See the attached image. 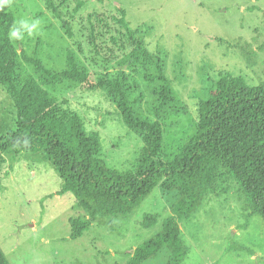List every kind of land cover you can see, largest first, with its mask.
<instances>
[{"label":"rangeland","instance_id":"374dc122","mask_svg":"<svg viewBox=\"0 0 264 264\" xmlns=\"http://www.w3.org/2000/svg\"><path fill=\"white\" fill-rule=\"evenodd\" d=\"M119 10L173 84L174 102L160 112L152 91L131 101L141 115L160 122L163 160L172 159L195 132L200 104L219 73L243 76L252 85L264 80V0H6L0 14L11 15L12 22L0 63V138L16 128L19 111L32 120L45 102H60L84 119L88 132L100 134V157L109 168L135 169L145 143L99 83L100 75L111 72L140 79L119 65L128 46L122 44ZM14 27L20 38L9 37ZM249 44L252 59L243 52ZM69 57L86 69L84 83L58 81ZM5 157L0 247L11 264H127L171 215L187 247L183 264H264V219L251 215L240 186L225 171L192 214L175 215L159 185L131 214L95 220L72 191L63 193L65 180L43 151H8ZM78 217L92 224L72 239L70 220ZM169 256L164 249L145 264H166Z\"/></svg>","mask_w":264,"mask_h":264},{"label":"trees","instance_id":"16d2710c","mask_svg":"<svg viewBox=\"0 0 264 264\" xmlns=\"http://www.w3.org/2000/svg\"><path fill=\"white\" fill-rule=\"evenodd\" d=\"M120 12L123 18L118 23L126 32L122 44L126 42L128 46L123 48L126 55L119 65H127L140 79L126 71L111 72L100 75L99 83L118 100L125 124L142 137L145 145L141 161L135 169L109 168L100 157V134L88 132L84 119L66 104L45 102L32 120L19 111L16 128L0 138V190L6 152L43 151L65 180L63 193L72 191L95 220L100 215L131 214L159 185L175 215L192 214L213 190L222 171L240 186L251 215L264 219V80L252 85L243 76L219 73L211 80L208 98L200 104L195 132L172 159L163 160L160 122L141 115L131 101L138 92L143 95L152 91L160 98V112L174 102L173 84L162 63L147 54L143 39L126 21L124 11ZM11 22V15L0 14V63ZM69 36L73 37L70 24ZM251 48V44L243 47L244 55L250 59ZM260 49L264 50V43ZM87 79L86 69L74 57H69V69L58 76V81L77 83ZM138 81L146 83V88L134 87ZM70 224L71 238L79 239L90 229L92 219L72 218ZM164 249L170 253L166 264L184 263L187 247L173 215L165 219L158 234L138 246L127 264H145ZM0 264H11L1 247Z\"/></svg>","mask_w":264,"mask_h":264},{"label":"clouds","instance_id":"9594fccd","mask_svg":"<svg viewBox=\"0 0 264 264\" xmlns=\"http://www.w3.org/2000/svg\"><path fill=\"white\" fill-rule=\"evenodd\" d=\"M5 2H6V0H0V3H5ZM20 23L24 27H28V25H27V23L25 21H20ZM36 23H38V21ZM36 23H33L32 26L28 29L29 30V34H31L32 29H34L36 27ZM9 37L10 38H20L19 29L14 27L12 30H10Z\"/></svg>","mask_w":264,"mask_h":264}]
</instances>
